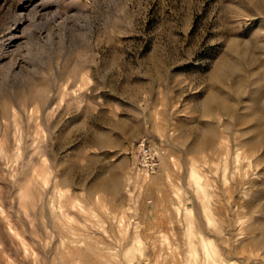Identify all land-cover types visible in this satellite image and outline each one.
Segmentation results:
<instances>
[{"label":"rangeland","instance_id":"obj_1","mask_svg":"<svg viewBox=\"0 0 264 264\" xmlns=\"http://www.w3.org/2000/svg\"><path fill=\"white\" fill-rule=\"evenodd\" d=\"M263 98L264 0H0V264H264Z\"/></svg>","mask_w":264,"mask_h":264},{"label":"built area","instance_id":"obj_2","mask_svg":"<svg viewBox=\"0 0 264 264\" xmlns=\"http://www.w3.org/2000/svg\"><path fill=\"white\" fill-rule=\"evenodd\" d=\"M163 149L150 142L146 137L142 138L137 146L133 168L136 174L149 176L155 173L161 162Z\"/></svg>","mask_w":264,"mask_h":264},{"label":"bare ground","instance_id":"obj_3","mask_svg":"<svg viewBox=\"0 0 264 264\" xmlns=\"http://www.w3.org/2000/svg\"><path fill=\"white\" fill-rule=\"evenodd\" d=\"M229 64L224 60L223 62H222V64H221V67H219V69H220V71L219 72H216L215 73V75H214V79H216L217 81L218 80H221V74H222V70H226V73L227 72H229V70L232 68V66L231 65H229ZM237 66V65H236ZM241 82V81H240ZM239 82V83H240ZM237 83V82H236ZM237 85V84H236ZM236 85H234L235 87V93H236V91H237V86ZM241 85V84H240ZM239 86V85H238ZM239 92V91H238ZM238 94V93H237ZM209 99V100H208ZM207 99V101H210L211 103H214V104H216L218 107H219V109L221 110H223V109H227V107H225V105H224V103L222 102V100H220L219 99V97H216L215 95H214V93H213V95H211V96H209V98ZM262 102H263V104L261 105V109H262V111H263V114H264V98H263V100H262ZM214 104H212V105H214ZM261 104V103H260ZM209 105V104H208ZM210 106V105H209ZM208 106V107H209ZM207 106L205 105V108H206ZM207 109V108H206ZM260 109V110H261ZM259 113V112H258ZM259 127V126H258ZM260 128V127H259ZM256 131V130H255ZM260 134H261V140H260V143H259V145H261V146H264V126H263V128H261V130H260Z\"/></svg>","mask_w":264,"mask_h":264}]
</instances>
